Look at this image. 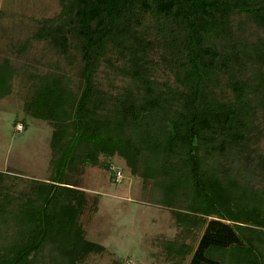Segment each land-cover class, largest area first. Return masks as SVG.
Instances as JSON below:
<instances>
[{
  "label": "trees",
  "instance_id": "1",
  "mask_svg": "<svg viewBox=\"0 0 264 264\" xmlns=\"http://www.w3.org/2000/svg\"><path fill=\"white\" fill-rule=\"evenodd\" d=\"M59 4L0 61V98L26 78L23 113L51 125L45 178L0 170V264L102 253L83 221L98 194L81 177L115 155L173 217L162 262L264 264V0ZM72 39L76 90L57 62H12L31 40L67 58Z\"/></svg>",
  "mask_w": 264,
  "mask_h": 264
},
{
  "label": "rangeland",
  "instance_id": "2",
  "mask_svg": "<svg viewBox=\"0 0 264 264\" xmlns=\"http://www.w3.org/2000/svg\"><path fill=\"white\" fill-rule=\"evenodd\" d=\"M59 9V0H0V61L11 55L18 42L31 36L36 19L52 17ZM12 62L15 65L27 62L44 69L47 63L57 62L77 89L76 40H71L67 58L57 54L46 42L31 40L27 50ZM27 84L26 78L15 76L12 92L0 98V170L12 168L25 176L45 178L51 125L23 113ZM16 122L25 128L17 131L21 125H15ZM107 160L108 168L89 166L81 177L88 195L98 194L96 210L87 220L83 218L86 237L105 248L102 253L90 254L85 264H108L114 257L124 264H166L157 253L160 250L157 236L175 234L177 229L170 211L148 199L142 178L131 173L121 157L115 155ZM118 170L121 181L114 180Z\"/></svg>",
  "mask_w": 264,
  "mask_h": 264
},
{
  "label": "built area",
  "instance_id": "3",
  "mask_svg": "<svg viewBox=\"0 0 264 264\" xmlns=\"http://www.w3.org/2000/svg\"><path fill=\"white\" fill-rule=\"evenodd\" d=\"M115 180L116 181H120L121 180V174H120L119 170L115 172Z\"/></svg>",
  "mask_w": 264,
  "mask_h": 264
}]
</instances>
